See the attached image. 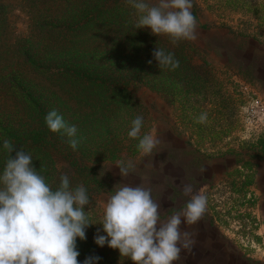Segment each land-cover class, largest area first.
Masks as SVG:
<instances>
[{"label": "rangeland", "instance_id": "rangeland-1", "mask_svg": "<svg viewBox=\"0 0 264 264\" xmlns=\"http://www.w3.org/2000/svg\"><path fill=\"white\" fill-rule=\"evenodd\" d=\"M192 4H197L191 9L196 11L195 40L173 44L170 37L159 35L179 67L160 69L156 62L157 90L131 88L147 114L142 116L141 136L152 133L160 144L151 155H143L138 138L127 135L131 124L125 118L122 125L120 115V128L112 131L113 144H108L110 155L93 166L91 175H76V185L87 189L91 204L85 208L96 222L108 192L119 184L151 187L161 219L185 206L191 197L183 194V186L191 184L194 193L206 197V208L194 224L182 218L180 228L193 244L173 264H264V0ZM0 5L5 22L0 25L3 74L5 66L16 65L8 48L30 32L32 12L24 0H0ZM202 113L207 119L198 123ZM120 160L135 165L127 177L119 174ZM100 227L89 226L86 240L77 239L83 251L94 243ZM99 252L107 254L110 264H134L118 249L106 246Z\"/></svg>", "mask_w": 264, "mask_h": 264}, {"label": "trees", "instance_id": "trees-1", "mask_svg": "<svg viewBox=\"0 0 264 264\" xmlns=\"http://www.w3.org/2000/svg\"><path fill=\"white\" fill-rule=\"evenodd\" d=\"M24 2L32 12L30 32L8 48L17 62L0 74V172L8 139L14 145L11 155L20 148L30 153L53 188L61 173L75 186L76 175H91L93 166L110 155L111 133L125 118L131 124L147 115L131 88L157 90L152 52L156 47L166 51L168 42L147 27L135 28L137 13L128 0ZM52 109L76 126V150L69 137L48 129L44 118ZM119 116L123 121L117 124ZM82 244L77 241L78 261L94 254L101 257L97 264H110L99 252L107 245L87 243L83 251Z\"/></svg>", "mask_w": 264, "mask_h": 264}, {"label": "clouds", "instance_id": "clouds-1", "mask_svg": "<svg viewBox=\"0 0 264 264\" xmlns=\"http://www.w3.org/2000/svg\"><path fill=\"white\" fill-rule=\"evenodd\" d=\"M128 2L137 13L136 29L147 27L153 35L170 37L173 44L197 38L192 0ZM152 57L160 69L179 67L174 54L162 48L156 47ZM44 119L50 131L62 132L70 138V147L77 149L75 125H69L55 109ZM206 119L207 114L202 113L197 122ZM142 126L143 117L138 115L127 135L138 138L137 148L143 155H151L161 141L152 133L141 136ZM3 149L7 159L0 172V264H81L77 260L80 255L77 239L86 240V230L93 224L101 225L93 237L96 245L118 249L121 257L134 264H173L182 249L191 248L190 234L180 228L182 218L186 224H194L206 208V197L194 193L191 184L183 186V194L191 198L166 219H161L160 205L153 199L151 187L144 183L119 184L114 192H108L102 218L93 222L85 208L91 200L82 184L73 186L68 174L61 173L58 185L53 188L42 170L33 166L30 153L20 148L11 155L14 145L8 139L3 140ZM116 165L122 177H127L135 167L131 161L123 160ZM143 179L150 182L147 176ZM100 259L99 255H88L82 264H97Z\"/></svg>", "mask_w": 264, "mask_h": 264}]
</instances>
